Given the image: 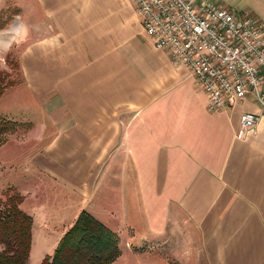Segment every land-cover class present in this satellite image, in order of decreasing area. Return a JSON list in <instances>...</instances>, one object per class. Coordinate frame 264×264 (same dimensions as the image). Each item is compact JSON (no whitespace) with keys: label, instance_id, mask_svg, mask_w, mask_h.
<instances>
[{"label":"crops","instance_id":"0c3cea01","mask_svg":"<svg viewBox=\"0 0 264 264\" xmlns=\"http://www.w3.org/2000/svg\"><path fill=\"white\" fill-rule=\"evenodd\" d=\"M195 1L264 22V0ZM2 21L0 60L21 48L0 114L28 117L0 144L22 158L1 154L0 169L33 219L27 264L83 211L116 234L114 264H264V120L236 136L254 93L210 111L133 0H0Z\"/></svg>","mask_w":264,"mask_h":264},{"label":"built area","instance_id":"2783aa9c","mask_svg":"<svg viewBox=\"0 0 264 264\" xmlns=\"http://www.w3.org/2000/svg\"><path fill=\"white\" fill-rule=\"evenodd\" d=\"M142 31L194 77L210 111L233 108L254 93L259 113H242L236 136L246 138L264 120V22L212 1L133 0Z\"/></svg>","mask_w":264,"mask_h":264},{"label":"trees","instance_id":"16d2710c","mask_svg":"<svg viewBox=\"0 0 264 264\" xmlns=\"http://www.w3.org/2000/svg\"><path fill=\"white\" fill-rule=\"evenodd\" d=\"M8 20V19H7ZM5 22H0V28ZM6 57V63L10 60ZM18 70V63H12ZM10 67V66H9ZM16 80L0 69V97ZM22 125L0 114V143ZM0 207V264H27L32 245V217L20 207L23 197L15 189ZM0 201H4L0 199ZM120 255L116 234L90 213L83 211L60 239L54 253L41 264H110Z\"/></svg>","mask_w":264,"mask_h":264},{"label":"rangeland","instance_id":"374dc122","mask_svg":"<svg viewBox=\"0 0 264 264\" xmlns=\"http://www.w3.org/2000/svg\"><path fill=\"white\" fill-rule=\"evenodd\" d=\"M6 16V14H5ZM5 26V25H4ZM3 26V27H4ZM1 29V28H0ZM19 48H21V46H15L13 47V49L8 53L7 56H9V60H10V65L9 62H7L5 64V62H3V60H0V69L7 71L6 69H11V71H8L10 73V75L13 77V79H15V82H18L20 80V76H19V72L17 69H14V66L12 63H15L17 65V51L19 50ZM1 56V55H0ZM3 58H5L4 55H2ZM10 66V67H9ZM13 66V67H12ZM0 113H2V110H0ZM12 120H16V119H25L28 116H24V118L19 114V113H14V115H9ZM1 144V143H0ZM2 151V152H1ZM5 153H11L13 154V158L17 161L20 160L22 158V154L23 151L21 149H18L14 144H11L10 147L8 148V150L5 151V149H0V155L5 154ZM16 178L15 174H11V173H7L6 169H0V199L4 200V201H0V207L3 208L4 204L6 203V198L8 194H11L13 191L10 189V187H7L8 183L10 181H13ZM3 188V189H2ZM159 248V247H158ZM2 249V247L0 246V250ZM159 250V249H158ZM159 251L156 250V252H151V253H157ZM116 261V260H115ZM113 261L110 264H114ZM127 260H125L124 264H127L126 262ZM134 264H142L140 261L135 262Z\"/></svg>","mask_w":264,"mask_h":264},{"label":"clouds","instance_id":"9594fccd","mask_svg":"<svg viewBox=\"0 0 264 264\" xmlns=\"http://www.w3.org/2000/svg\"><path fill=\"white\" fill-rule=\"evenodd\" d=\"M23 34H24V33H23L22 31H21V32H19V37H21V38H22V37H23Z\"/></svg>","mask_w":264,"mask_h":264},{"label":"snow or ice","instance_id":"6c2138e0","mask_svg":"<svg viewBox=\"0 0 264 264\" xmlns=\"http://www.w3.org/2000/svg\"><path fill=\"white\" fill-rule=\"evenodd\" d=\"M17 36L19 37V33H17Z\"/></svg>","mask_w":264,"mask_h":264}]
</instances>
